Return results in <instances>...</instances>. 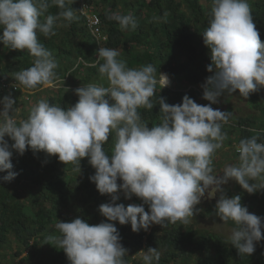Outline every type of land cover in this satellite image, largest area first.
<instances>
[{
  "label": "clouds",
  "instance_id": "clouds-1",
  "mask_svg": "<svg viewBox=\"0 0 264 264\" xmlns=\"http://www.w3.org/2000/svg\"><path fill=\"white\" fill-rule=\"evenodd\" d=\"M71 3L73 0H0V44L10 50H27L34 58L32 66L14 74L18 84L12 87L33 90L53 85L59 65L38 34L54 36L57 24L65 26V22L76 20V11L68 6ZM53 6L60 9L55 15L49 13ZM78 13L83 17L79 6ZM109 19L118 22L121 30L137 27L132 15L113 13ZM202 37L211 61L206 70L212 74L201 85L202 98L208 104H197L186 94L181 103L168 104L159 96L160 122L151 127L138 109H153L151 98L157 84L160 89L168 87L170 77L158 73L152 64L130 68L119 59V49L103 48V44L95 62L81 60L76 66H98L107 86L89 83L75 89L78 101L74 105L65 109L41 99L26 118L17 120L12 115L15 99L11 95L0 98V172L6 173L0 181L10 182L18 175L11 162L13 150L19 155L26 150L56 155L78 173L81 158L87 157L95 169L89 180L101 195L110 197L98 206L106 222L90 225L79 217L70 222L58 220L55 228L59 235L44 237V243L64 251L69 264H126L128 250L112 222L130 224L133 232L147 231L152 224H187L202 211L197 205L208 189L211 195L220 193L215 215L222 223L234 225L228 243L240 256L253 254L255 242L264 239L262 218L241 204L240 195L229 197L223 188L231 180L249 194L264 189L260 134L240 139L238 162L226 164L222 175L214 174L213 168V157L227 139L223 126L231 112L214 109L211 104L224 93L238 90L239 96L247 98L264 87V41L248 0H211L210 19ZM112 133L115 141L109 156L104 145ZM120 191L125 199L134 195L142 203H116ZM140 256L143 264H159L161 252L148 247Z\"/></svg>",
  "mask_w": 264,
  "mask_h": 264
},
{
  "label": "trees",
  "instance_id": "trees-1",
  "mask_svg": "<svg viewBox=\"0 0 264 264\" xmlns=\"http://www.w3.org/2000/svg\"><path fill=\"white\" fill-rule=\"evenodd\" d=\"M86 1L93 5L103 23L105 40L100 45L88 32L83 17L78 13L79 0H73L68 5L76 11V20L70 24L65 22V26L57 24L54 36L46 38L38 34L40 42L59 65L55 78H66V82H63L73 87L68 90L69 93L64 87L51 91L47 99L50 104L66 109L78 101L75 89L89 83L107 86L108 81L100 77L98 66L86 67L85 63L76 66L81 60L95 62L97 50L102 44L103 48L119 49V59L125 60L130 68L152 64L158 73H166L170 77L168 87L160 89L157 84L156 94L151 98L153 109H138L148 127L160 122L159 96L164 97L168 104L181 103L185 94L197 104H208L202 98L201 85L212 74L206 70L211 61L210 50L203 43L202 33L208 27L211 0H206L209 2L208 9L201 0ZM248 2L255 27L261 41H264V0ZM58 11L60 9L55 6L49 9L53 15ZM113 13L132 15L137 22L136 29L121 30L118 22L109 19ZM33 59L27 50H10L0 44V95H11L17 103L14 95L20 92V87L14 89L9 83L14 81L16 72L32 66ZM100 62L103 63L102 60ZM248 99L254 102V107L264 109V87L250 93ZM228 127L224 130L223 126V131L227 133L223 147H232L234 142L239 143L240 139L257 133L260 134L258 142H264V121L261 118L237 117L236 123L232 122ZM7 141L13 143L10 138ZM114 141L115 133H112L104 145L109 156ZM11 162L13 171L18 175L10 182L0 181V264H69L64 251L44 243V237L59 235L55 228L58 220L70 222L79 217L90 225L106 222L98 206L108 202L110 197L101 195L95 183L89 180L95 169L85 157L79 162L78 173L72 164H64L56 155L49 156L43 151L34 154L26 150L19 155L13 150ZM216 164L213 166L221 165ZM5 174L0 172V176ZM117 195L125 206L139 202L134 195L125 199L122 191ZM241 204L249 212L253 208L243 197ZM262 213L264 211H260L259 216L264 223ZM112 223L120 233L122 246L128 250V255L124 257L126 264H139L135 255L140 250L147 251L148 247L160 249L159 264H264V239L255 242L253 254L240 256L235 247L228 243V237L180 222L164 227L156 224L151 232H133L130 224ZM228 225L231 228L234 226L231 221Z\"/></svg>",
  "mask_w": 264,
  "mask_h": 264
},
{
  "label": "rangeland",
  "instance_id": "rangeland-1",
  "mask_svg": "<svg viewBox=\"0 0 264 264\" xmlns=\"http://www.w3.org/2000/svg\"><path fill=\"white\" fill-rule=\"evenodd\" d=\"M201 3L205 4L206 8L208 9L209 2H207L206 0H201ZM66 80H67L66 78L64 80L55 78L53 85L47 87L38 86L36 89L33 90H27L24 89L22 86H20L19 88L20 92L14 95L16 96L18 101L14 105L15 111L12 113V115H14L17 118V120L26 118L30 108L33 105H35L41 99L47 100L51 91L55 92L61 87H64L65 91L69 93L68 90H71L73 87L71 86L70 83H64L66 82ZM104 80L107 79L104 78ZM3 97L4 96L0 95V98ZM253 103H254L253 101H250L249 99L247 100V98L239 96V92L237 90L231 95L227 93L222 94L220 97H218V102L211 105L214 109L231 112L229 122L224 125V130L225 129L227 130L229 129L228 127L229 124H232V122L236 123L237 117L239 118L253 117L257 119L261 118L264 121V116H263L264 109L261 110L260 108L254 107ZM2 107L3 105H0V110H2ZM257 122L256 124H258ZM8 138L9 137L5 136L6 140ZM236 143L237 142H234L232 147L224 146L222 151H219L217 154L214 155L213 158L215 160L213 164H215L216 166H217L216 163L221 164L218 167L213 166L214 174L220 173L222 175L221 173L222 169L226 164H235L238 162V154H236L234 148V144ZM216 157H218V160ZM223 188L225 190L224 192L225 195L229 197L233 195H240V197H243L247 200V203H251L253 208L250 210V213L259 216L260 211H264V189L249 194L247 191L242 189L238 183L231 180L226 185H224ZM219 196H220L219 192L216 195H211V189L206 190L205 195L201 198V203L198 205V208L202 209V211L194 214V217L190 218V222L183 225H191L194 228H198L200 230H208L229 237L232 228L228 225V223L227 224L222 223L219 217L215 215L214 205L216 203V200L219 198ZM118 203H122L121 200L118 199ZM141 203L142 201L139 199V202L137 204H141ZM144 207L145 210L147 211L148 210L147 205H144ZM261 215H264V213H262ZM156 226H157L156 224H152L147 229V231L151 232ZM45 249L47 248L45 247ZM141 251L144 250H140L135 255L136 260L139 262V264H143V261L140 256Z\"/></svg>",
  "mask_w": 264,
  "mask_h": 264
},
{
  "label": "built area",
  "instance_id": "built-area-1",
  "mask_svg": "<svg viewBox=\"0 0 264 264\" xmlns=\"http://www.w3.org/2000/svg\"><path fill=\"white\" fill-rule=\"evenodd\" d=\"M78 6H79V12L85 20L86 27L88 28V30L91 32V34L94 36V38L100 45L101 42L105 40V36L102 31V22H101L99 14L94 9V7L86 0H79ZM14 83H17V82L11 81L9 85L12 86ZM17 88H14V89H17ZM252 130L254 131L255 129H252ZM237 145L238 143L234 144L236 154H238Z\"/></svg>",
  "mask_w": 264,
  "mask_h": 264
}]
</instances>
